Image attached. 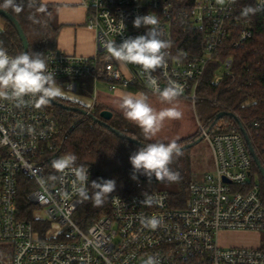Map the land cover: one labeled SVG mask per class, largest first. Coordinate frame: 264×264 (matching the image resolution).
<instances>
[{"label": "built area", "instance_id": "obj_1", "mask_svg": "<svg viewBox=\"0 0 264 264\" xmlns=\"http://www.w3.org/2000/svg\"><path fill=\"white\" fill-rule=\"evenodd\" d=\"M235 1L196 0L190 19L206 42L201 53L178 56L166 0H82L98 52L93 57L61 50L46 55L48 71L56 74L62 90L76 97L60 98L94 115L101 86L110 93L136 88L159 95L158 89L175 82L182 89L178 100H190L195 109L210 64L218 65L216 84L230 74L232 61H220L228 38L235 31L230 43L239 48L253 35L250 21L233 18ZM255 1L264 9V0ZM148 14L158 20V25L149 26L157 38L170 43L163 50L166 64L151 73L154 83L140 65L121 66L109 60L105 50L108 41L119 44L145 34L147 29L134 27L133 21ZM71 113L75 123L84 116ZM75 123L64 128L53 109L36 108L29 97L21 107L0 99V250H11L10 264H145L149 258L155 264H264V195L241 134L198 119V133L212 150L213 170L191 182L187 207H173L166 192L115 194L109 213L83 229L74 216L85 201L80 189L89 193L91 168L82 166L89 173V183L84 184L76 176L81 166L63 172L53 167V161L65 156V140ZM22 176L33 182L27 200L44 209V216L33 221L24 219L19 207ZM151 218L159 221L155 229L145 226ZM223 234L256 235L258 244L226 246Z\"/></svg>", "mask_w": 264, "mask_h": 264}, {"label": "trees", "instance_id": "obj_2", "mask_svg": "<svg viewBox=\"0 0 264 264\" xmlns=\"http://www.w3.org/2000/svg\"><path fill=\"white\" fill-rule=\"evenodd\" d=\"M195 1L166 0L165 2L169 8L168 18L172 23L173 48L178 56H182L183 53L199 54L206 42L204 34L195 28L190 19ZM0 3H3V0H0ZM17 3L22 6L20 12L17 13L11 8L5 11L21 25L28 40V51L41 53L45 60L48 53L58 50L60 27L52 21V7L43 4L42 0H17ZM247 7H253L257 11L255 14L244 16L242 13ZM233 18L240 23L250 21L253 35L239 48H234L230 43L235 38V31L232 37L228 38L221 52L220 61L224 62L228 59L232 61L230 74L216 84L218 65L210 64L200 84L198 93L201 100L197 102L195 110L200 122L219 125L226 132H237L243 136L240 124L234 118L225 116L218 119V115L223 112L234 114L248 132L255 155L264 167V9H259L255 0H236ZM5 21V26L0 32V47H3L9 55L15 56L25 49L15 27L8 20ZM57 83L59 84L60 81ZM87 83L86 87L89 88L90 82ZM54 100L66 107H79L77 102L69 99L59 97ZM48 106L59 115L64 128L75 123L74 113L52 103ZM105 110L113 112L110 121H104L100 117ZM94 117L106 125L97 123L90 117L80 116L66 137L63 155L74 154L76 156L74 166L90 167L91 182L114 179L116 187L109 196L105 197L101 205L96 206L94 204L96 190L90 184L89 198L85 199L74 216L76 223L83 229L90 227L103 214L109 213L110 199L115 194L127 197L145 192H163L160 189L163 183L161 181L154 178L149 180L140 173L135 174V179L132 178L133 169L129 157L141 146L130 142L127 138L118 137L110 128L118 129L125 137L144 144L155 141L145 138L142 130L135 123L126 120L122 114L107 106L99 105ZM192 138V141L196 142L201 136L196 133ZM252 173L254 177L255 173L258 176V183L264 195V180L254 160ZM21 183L19 207L24 219L33 221L31 214L33 204L27 200L33 182L22 176ZM190 184L191 182L182 181L181 193L167 192L173 207H187L185 193L189 192Z\"/></svg>", "mask_w": 264, "mask_h": 264}, {"label": "clouds", "instance_id": "obj_3", "mask_svg": "<svg viewBox=\"0 0 264 264\" xmlns=\"http://www.w3.org/2000/svg\"><path fill=\"white\" fill-rule=\"evenodd\" d=\"M9 8L17 13L22 10L17 0H3V3H0V9ZM256 11L257 9L253 7H247L242 14L248 16L255 14ZM133 25L136 28H146L145 34L129 37L119 44L108 41L105 44V50L109 60H114L118 64L140 65L151 81V73L166 64L163 50L167 49L170 43L158 39L155 28L149 27L158 25V20L150 14L137 16ZM42 57L41 53L33 51H23L11 56L3 47H0V99L13 101L17 107H21L25 103V97H29L34 107L41 108L61 97L63 91L57 83L56 74L48 71V65ZM151 82L154 83V81ZM158 92L163 102L172 104L181 95L182 89L177 83L169 82L167 87L163 90L158 89ZM117 97L119 98L118 108L124 118L135 123L149 140L157 135L166 120H177L183 115L176 106L157 111L149 104L148 97L142 93L118 92ZM182 154V149L175 140L168 143L157 141L143 144L129 157L133 169L132 178L135 179V174L140 173L149 180L155 177V180L161 182H178L180 174L173 171L170 165L174 157L179 158ZM75 161L76 156L69 154L53 161V167L63 172L73 168ZM76 176L82 183H89L88 169L79 167L76 170ZM91 187L96 190L94 204L99 206L104 202L105 197L115 190L116 181L114 179L92 181ZM80 195L84 199L89 198L84 188L80 189ZM144 223L146 227L155 229L159 221L151 218ZM145 264H155V261L149 258Z\"/></svg>", "mask_w": 264, "mask_h": 264}, {"label": "rangeland", "instance_id": "obj_4", "mask_svg": "<svg viewBox=\"0 0 264 264\" xmlns=\"http://www.w3.org/2000/svg\"><path fill=\"white\" fill-rule=\"evenodd\" d=\"M5 23V19L0 16V32L3 30ZM62 91L63 97L74 99L76 98L73 94H69V92L65 90ZM115 97V94H107L104 98L107 101H116L117 99ZM147 97L149 104L157 111L168 107L176 106L183 113L180 119L166 120L161 130L157 133L156 136L152 137L151 140L155 142L159 141L164 143H168L172 140H175L177 143L185 142L181 144L180 147L195 142L192 141L193 138L190 135L198 131V118L196 110L194 109L190 100L177 99L172 104H169L167 102H163L159 95L149 94L147 95ZM117 105L112 103L105 104V106L113 109L115 112L122 114ZM182 153L183 154L179 158L174 157L173 162L170 165V168L173 171L178 172L180 174V180L178 182L163 181L160 186V189L163 190V192L167 193L179 191L181 193L182 191L180 185L182 184V181L192 182L196 179L200 180L203 178V176L213 170V154L210 145L206 141L202 140L194 147L182 150ZM152 178L155 179V177ZM255 179L259 182L256 173ZM185 197L188 203V191H186ZM31 214L33 217H42L44 216V209L37 205H34L33 208H31ZM221 243L226 246H247L248 248L249 246H256L258 244V236L250 234H223L221 236ZM6 253H9V255ZM10 262L11 250L4 251V253L0 250V264H10Z\"/></svg>", "mask_w": 264, "mask_h": 264}, {"label": "crops", "instance_id": "obj_5", "mask_svg": "<svg viewBox=\"0 0 264 264\" xmlns=\"http://www.w3.org/2000/svg\"><path fill=\"white\" fill-rule=\"evenodd\" d=\"M42 3L52 7V21L56 26L60 27L57 41L58 50L76 56L93 57L97 55L96 33L87 28V12L82 7V0H42ZM120 65L123 66L122 64ZM118 92L142 93L146 96L151 94L136 88L121 89L116 93H110L104 86H101L99 90V105L105 106L107 103L117 105L119 103ZM107 94H115L117 100H105L104 97ZM196 133L198 131L190 136Z\"/></svg>", "mask_w": 264, "mask_h": 264}, {"label": "water", "instance_id": "obj_6", "mask_svg": "<svg viewBox=\"0 0 264 264\" xmlns=\"http://www.w3.org/2000/svg\"><path fill=\"white\" fill-rule=\"evenodd\" d=\"M0 16L3 17L4 19L8 20L16 29L17 31V35H19L21 41H22V44H23V48L25 49L24 51H28L29 49V44H28V40L24 34V31L21 27V25L19 24V22L17 21V19H15L12 15H10L8 12H6L5 10H2L0 9ZM50 103L54 104V105H59L60 107H63L65 110L69 111V112H75V113H79L81 115H84V116H88L90 118H92L95 122L97 123H101V124H104L106 125L104 122H102L101 120L97 119L94 117V115H88L87 114V111L85 110H81V109H78V108H73V107H66V106H63L59 103H57L55 100H52ZM218 119H221L225 116H230L232 118H234L239 124H240V128H241V132L244 136V139L247 143V146L249 147V152H250V155L251 157L253 158L255 164L257 165L259 171H260V174L261 176L263 177V180H264V167L261 165V162L260 160L258 159V157L255 155V152L253 150V147L251 145V141H250V138L248 136V132H246L245 128L242 126V124L240 123L239 119L234 115V114H231V113H220L218 115ZM101 119L104 120V121H110L113 117V112L109 111V110H105L104 112L101 113L100 115ZM118 137L120 138H127L130 142L134 143V144H137L139 146H143L144 143H141L137 140H134L132 138H128V137H125L120 131L115 130V129H112L110 128ZM203 139L200 138L199 140H197L196 142H193V143H190L186 146H183L181 147L182 150H186V149H189L191 147H194L196 144L200 143Z\"/></svg>", "mask_w": 264, "mask_h": 264}]
</instances>
